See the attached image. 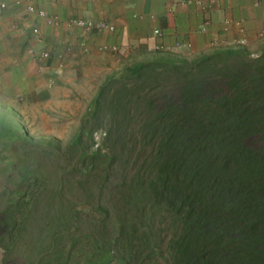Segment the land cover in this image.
<instances>
[{"label":"trees","instance_id":"1","mask_svg":"<svg viewBox=\"0 0 264 264\" xmlns=\"http://www.w3.org/2000/svg\"><path fill=\"white\" fill-rule=\"evenodd\" d=\"M96 98L67 142L82 162L70 193L101 211L95 244L122 264H264V47L148 55ZM43 198L21 217L0 207V264H32L20 242ZM59 204L52 226L83 222Z\"/></svg>","mask_w":264,"mask_h":264},{"label":"rangeland","instance_id":"2","mask_svg":"<svg viewBox=\"0 0 264 264\" xmlns=\"http://www.w3.org/2000/svg\"><path fill=\"white\" fill-rule=\"evenodd\" d=\"M18 8L0 10V21H9L7 34L0 41V47L4 46L1 47L4 51L0 50V207L9 203L17 217H21L35 196L44 192L42 204L32 217L27 242H20L21 247L29 246L32 264H122L103 251L101 242L95 244L93 241L89 227H97L102 221L94 200L84 194L78 199L70 193V190L82 193L71 180L82 162L78 161L76 152L67 151V142L77 136L82 121L96 105L92 98L101 88L99 82L77 80L75 87L68 83L51 87L52 81L42 84L41 77L47 72L45 68H51L52 58L39 61L31 54V59L27 56V60L24 57L11 59L6 42L24 50L37 48L40 43L31 30L37 19ZM19 28L23 32L21 36H11ZM262 48L251 51L257 55ZM20 65L27 67L22 70ZM130 67L132 64L124 69ZM24 73H27L26 79ZM33 74L36 75L34 78ZM109 76L101 73L102 85ZM101 133L100 129L95 131V142H99ZM92 144L93 140H89L88 146ZM44 174L49 179L44 178ZM60 200L63 207L70 206L79 212L83 219L81 224L67 221V224L56 222L52 226L54 223L45 216V211L57 209ZM18 229L19 224L7 239L14 237L15 241ZM40 232L42 236H39ZM94 252L96 258L91 256ZM4 254V246L0 245V261Z\"/></svg>","mask_w":264,"mask_h":264},{"label":"crops","instance_id":"3","mask_svg":"<svg viewBox=\"0 0 264 264\" xmlns=\"http://www.w3.org/2000/svg\"><path fill=\"white\" fill-rule=\"evenodd\" d=\"M35 2L59 19L57 25H50L37 15L30 14L37 19L38 22L33 23V26L40 27L43 39L35 49L45 47L52 54L51 68H45L47 72L41 77L42 84L52 81L51 87H56L57 83H68L75 87L77 80L99 82L101 87L103 83L101 73L111 75L121 71L128 64L134 66L148 55L156 53L190 57L211 52L216 48L245 45L257 50L264 47V0L94 2L35 0ZM10 9L19 8L10 5L7 10ZM71 16L107 20L115 25L116 30L85 33L70 24ZM0 23L1 41L7 34L9 21ZM155 29H160L161 34H155ZM22 33V29L19 28L18 31L11 33V36H21ZM1 47L0 50L3 52L4 49ZM6 47L8 55H11L13 60L21 57L31 59L32 48L24 50L10 42H6ZM25 67L27 66L20 65L22 70H25ZM35 74L32 78L36 76ZM26 77L27 73H24L23 78ZM96 97L93 96L92 102L97 100Z\"/></svg>","mask_w":264,"mask_h":264},{"label":"built area","instance_id":"4","mask_svg":"<svg viewBox=\"0 0 264 264\" xmlns=\"http://www.w3.org/2000/svg\"><path fill=\"white\" fill-rule=\"evenodd\" d=\"M84 1L94 2L95 0ZM10 5L23 8L26 13L35 14L39 18L46 20L50 25H57L59 23L57 16H52L44 8L39 7L35 0H0V10H6L10 7ZM69 22L85 33H100L103 31L116 30L115 25L107 20H94L81 16H71ZM31 30L37 41L41 42L43 39L40 27L38 25H34ZM154 33L160 35L161 31L160 29H155ZM31 53L34 54L39 61H47L52 57L51 51L45 47L40 49L32 48Z\"/></svg>","mask_w":264,"mask_h":264}]
</instances>
